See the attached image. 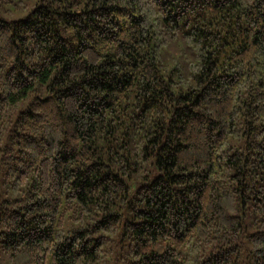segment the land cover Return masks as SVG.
Instances as JSON below:
<instances>
[{"label": "trees", "instance_id": "trees-1", "mask_svg": "<svg viewBox=\"0 0 264 264\" xmlns=\"http://www.w3.org/2000/svg\"><path fill=\"white\" fill-rule=\"evenodd\" d=\"M5 264H264V0H0Z\"/></svg>", "mask_w": 264, "mask_h": 264}, {"label": "rangeland", "instance_id": "rangeland-1", "mask_svg": "<svg viewBox=\"0 0 264 264\" xmlns=\"http://www.w3.org/2000/svg\"><path fill=\"white\" fill-rule=\"evenodd\" d=\"M27 7L28 5H25L23 8L18 9L14 7L12 2H2L0 3V16L14 18L22 15L26 11ZM0 264H5L3 259H0Z\"/></svg>", "mask_w": 264, "mask_h": 264}]
</instances>
